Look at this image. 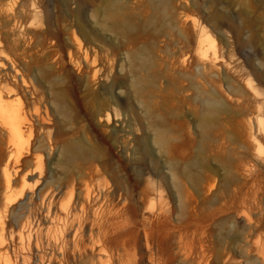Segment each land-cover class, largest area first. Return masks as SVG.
Masks as SVG:
<instances>
[{
	"label": "rangeland",
	"instance_id": "rangeland-1",
	"mask_svg": "<svg viewBox=\"0 0 264 264\" xmlns=\"http://www.w3.org/2000/svg\"><path fill=\"white\" fill-rule=\"evenodd\" d=\"M0 54L32 126L17 159L0 124L5 240L29 218L53 264L90 239L107 264H264V0H0Z\"/></svg>",
	"mask_w": 264,
	"mask_h": 264
},
{
	"label": "bare ground",
	"instance_id": "bare-ground-1",
	"mask_svg": "<svg viewBox=\"0 0 264 264\" xmlns=\"http://www.w3.org/2000/svg\"><path fill=\"white\" fill-rule=\"evenodd\" d=\"M209 36H210V34H209ZM210 38H211L212 42H215V39L213 37L210 36ZM5 58H6L5 55L0 54V69H2L4 67V61L3 60ZM105 118L107 120H109L110 115L107 113L105 115ZM0 124L8 132L10 143H11L12 147L16 150L15 151L16 152L15 157L18 159L19 157H21L22 149L28 143V140L31 136L32 126H31V123L29 121V118L27 117L25 111L23 110L22 102L20 101V99L18 97H16V94L12 89H10L9 87H5V86L0 88ZM10 158L11 157H9L8 160L6 161L4 169H3L4 170L5 187L8 191L12 187V181L10 178L9 168H8L9 163H10ZM28 177H29V174L25 173L23 176V181H25L26 178H28ZM12 197H13L12 195H9L8 201H11L13 199ZM54 218H52L48 215H45L44 220L49 222V223H52ZM93 218H95V217H93ZM99 223H102V221ZM77 225H76V223H71L69 226L67 225L68 226L67 230L72 231L71 233H72L73 237H76V235H77ZM102 225H105V224H102ZM51 226H53V225H51ZM45 228L43 229L42 226H40L38 223H35L32 220H30L29 218H27L24 221H22V223L18 227H16V230H13V231L11 230L8 239L5 240L4 236H2L3 234L0 235V263L1 264H31L32 262H34V264H53L52 263L53 262L52 261L53 256L55 254H57V255L59 254V251H57L58 247H56L58 241L55 239L54 233L51 234L49 232L50 228L49 227H47L49 229H45ZM56 229H57V227H56ZM92 229L93 228H91L90 230H92ZM94 230L96 233L98 228L97 229L94 228ZM90 232L94 233L93 230ZM57 235H59V234H57ZM148 238H146V239H148ZM93 240L94 241H92V239H90L91 243L88 247L90 255H91L90 256V258H91L90 263L91 264H107L105 261V256H107V254L105 252L104 246L101 245L100 243H98V241L96 242L95 239H93ZM60 243H62V241ZM114 244L116 246H118V242L114 241ZM124 244H126V243H124ZM128 244H130V243H128ZM48 245L51 246L50 250H48L49 249V247H47ZM43 246L46 247V250H45V248H43ZM121 248L123 249L124 252H118L117 251L116 255H112L113 264H157L155 262V258L152 256V255H154V253H152V251H151L152 255L147 254V256H148L147 262L145 263L144 259L141 260L140 262H136L138 260H136V261L133 260V258L129 256L128 252H126V250H128V249H124L122 245H121ZM121 248H120V250H121ZM118 250H119V248H118ZM10 253L12 254V257L10 256ZM145 253H147V252H145ZM57 255H55V256H57ZM143 255L144 254L142 252V256ZM30 259H32L33 261L31 262ZM56 264H60V263L57 262ZM62 264H63V262H62Z\"/></svg>",
	"mask_w": 264,
	"mask_h": 264
}]
</instances>
